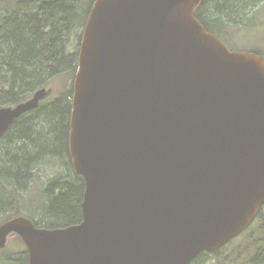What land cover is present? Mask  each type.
<instances>
[{"label": "water", "instance_id": "water-1", "mask_svg": "<svg viewBox=\"0 0 264 264\" xmlns=\"http://www.w3.org/2000/svg\"><path fill=\"white\" fill-rule=\"evenodd\" d=\"M202 0H95L72 85L79 224H0L27 264H190L264 204V60L229 50L193 16ZM46 89L0 108V138Z\"/></svg>", "mask_w": 264, "mask_h": 264}, {"label": "trees", "instance_id": "trees-1", "mask_svg": "<svg viewBox=\"0 0 264 264\" xmlns=\"http://www.w3.org/2000/svg\"><path fill=\"white\" fill-rule=\"evenodd\" d=\"M85 2L86 0H0V108L24 102L55 76L69 75L72 83L78 53L69 52L67 42L74 28L83 29L85 25L94 0ZM251 2L203 0L194 9L193 16L206 31L219 37L229 48L223 32L228 31L226 27L232 23L243 22L244 13ZM250 20L247 19L246 22ZM258 27L253 22L243 30L252 32ZM248 52L264 58L263 52L252 49ZM71 98V92H65L51 103L40 104L36 109L15 119L2 135L0 215L14 212L30 219L37 228L44 229L65 228L81 222L80 205L84 181L71 167L68 147ZM45 155L48 157L46 162L50 165L53 163L54 167L59 165L62 172L48 181L46 190L43 191L44 201L36 213L38 217L23 215L17 206L27 209V212L34 210L29 209L28 202H22L23 196H19L30 182L31 170L45 161ZM55 156L58 157L56 160L53 159ZM261 210L262 208L257 216ZM253 246L256 251L249 264H264V233L253 241ZM217 251L214 253L217 254ZM203 255L208 253H201L199 256ZM26 262L27 255L23 260L24 264Z\"/></svg>", "mask_w": 264, "mask_h": 264}, {"label": "rangeland", "instance_id": "rangeland-1", "mask_svg": "<svg viewBox=\"0 0 264 264\" xmlns=\"http://www.w3.org/2000/svg\"><path fill=\"white\" fill-rule=\"evenodd\" d=\"M202 1H200V3ZM251 1V4L246 9L247 12L245 11L244 13L245 15L243 16V22L240 24L232 23L233 25L231 24L227 26L226 29H228V31L223 32V37L228 43L229 48L233 50L243 49L249 51V49H252L264 53V0ZM85 3H83V7ZM0 11L2 12L1 6ZM247 19L251 20L249 22H246ZM253 22L255 23V25H259L257 30H253L252 32H246L245 30H243L247 24ZM81 34L82 29L79 28H74V30L71 32L67 42V49L69 52L77 51L79 49V36H81ZM43 88H45L47 92L45 94V97L39 101V105L51 103L52 101L57 100L65 92L67 94H70L71 92L72 95L71 81L69 79V75L66 74L51 78ZM2 151V148H0V153ZM43 157L45 161L39 166H35L33 170H31L29 180L30 182L28 183L26 189L23 190L21 192V195L19 196H23L22 202H28L27 205H29L30 210H34L31 212H27V209L17 206L18 209H21V213H24L23 215L32 214L33 216L38 217L36 213L40 208V204L44 201L43 191L46 190L48 181L50 179H53L56 174H60L62 172L59 165L54 167L53 163L50 165V163L46 162V159L48 158L46 157V155ZM14 207L15 204H13V211H15ZM40 211L41 210H39V212ZM17 216L24 217L22 215H16L14 212H8L7 215L1 214L0 224ZM6 218L8 219L4 220ZM262 222L264 223V205L262 206L260 215L253 221L252 225H250V227H248V229H246L240 236L233 239L223 248L218 250L219 252L217 251V254L208 253V255L205 256H199L200 254L197 255L196 258L192 260L191 264H249V260L253 257L256 251V247L253 246V241L261 237L264 233V225H261ZM26 255L27 264L28 250L25 244L20 238L11 237L8 239L7 245L0 249V264H24L23 260Z\"/></svg>", "mask_w": 264, "mask_h": 264}, {"label": "bare ground", "instance_id": "bare-ground-1", "mask_svg": "<svg viewBox=\"0 0 264 264\" xmlns=\"http://www.w3.org/2000/svg\"><path fill=\"white\" fill-rule=\"evenodd\" d=\"M57 156H58V155H57ZM57 156L53 157V159L56 160V159L58 158Z\"/></svg>", "mask_w": 264, "mask_h": 264}, {"label": "flooded vegetation", "instance_id": "flooded-vegetation-1", "mask_svg": "<svg viewBox=\"0 0 264 264\" xmlns=\"http://www.w3.org/2000/svg\"><path fill=\"white\" fill-rule=\"evenodd\" d=\"M6 245H7V243H6ZM6 245H5V246H6Z\"/></svg>", "mask_w": 264, "mask_h": 264}]
</instances>
